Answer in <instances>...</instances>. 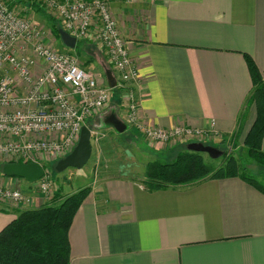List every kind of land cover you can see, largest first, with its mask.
Here are the masks:
<instances>
[{
  "label": "crops",
  "instance_id": "obj_1",
  "mask_svg": "<svg viewBox=\"0 0 264 264\" xmlns=\"http://www.w3.org/2000/svg\"><path fill=\"white\" fill-rule=\"evenodd\" d=\"M110 9L138 67L142 120L205 129L217 139L246 135L255 106L245 105L252 81L244 54L264 78V0H113ZM88 43L98 47L83 42L89 67L97 54L85 50ZM110 104L121 119V97ZM188 143L148 142L155 151ZM150 160L141 170L105 166L89 184L69 227V264H264V193L238 177L148 191L141 182ZM0 180L33 192L24 178ZM20 209L0 204V230Z\"/></svg>",
  "mask_w": 264,
  "mask_h": 264
},
{
  "label": "built area",
  "instance_id": "obj_2",
  "mask_svg": "<svg viewBox=\"0 0 264 264\" xmlns=\"http://www.w3.org/2000/svg\"><path fill=\"white\" fill-rule=\"evenodd\" d=\"M111 1L37 0L61 29L105 51L121 90V120L147 142L215 138L216 134L201 128L182 124L162 128L142 120L138 67L111 12ZM44 36L29 16L0 0V161L4 163L44 166L64 157L75 147L87 119L101 113L112 97L107 82L81 67L71 49L55 48ZM49 171L31 182L32 193L0 180V204L25 209L51 201L55 188Z\"/></svg>",
  "mask_w": 264,
  "mask_h": 264
},
{
  "label": "trees",
  "instance_id": "obj_3",
  "mask_svg": "<svg viewBox=\"0 0 264 264\" xmlns=\"http://www.w3.org/2000/svg\"><path fill=\"white\" fill-rule=\"evenodd\" d=\"M4 1L9 7L28 5L33 12L45 17L54 37L60 39L59 21L49 15L36 0ZM84 41L78 39L73 50L77 52ZM62 46L65 47L63 44ZM244 57L252 81V90L246 98L245 105L254 104L255 118L244 137L243 144L249 158L264 168V151L261 148L264 136V78L254 60L248 54H244ZM106 67L112 69L109 63H106ZM243 113L238 118L237 132H240L247 115L246 110ZM217 142L224 144L225 138H220ZM223 155V163L215 167L208 165L199 152L188 149L180 151L172 162L150 160L145 165L144 179L141 183L146 190L154 191L193 185L207 179L238 177L264 193V183L259 182L238 158L227 155L226 152ZM3 163L0 161V174L5 176L1 173ZM51 163L54 165L56 161ZM45 166L44 171L48 170ZM89 191L88 185L67 194L56 189L51 201L37 207L20 209L16 217L0 230V264H69V227Z\"/></svg>",
  "mask_w": 264,
  "mask_h": 264
},
{
  "label": "rangeland",
  "instance_id": "obj_4",
  "mask_svg": "<svg viewBox=\"0 0 264 264\" xmlns=\"http://www.w3.org/2000/svg\"><path fill=\"white\" fill-rule=\"evenodd\" d=\"M16 10L23 15L29 16L35 22L37 27L41 28V30L44 32V35L47 36L49 42L55 48L61 50L66 49V47L62 46L61 40L54 37L50 31L49 23L44 16L33 12L31 9H29L28 5H25L24 7L18 5L16 6ZM82 45L83 43L79 49H77V52L71 49L72 53L76 55L81 67L91 71L96 77L100 78L99 76L104 73L102 65L107 68L106 61L103 59L101 53L96 50L98 48L88 43L90 46L86 47L85 50L88 49L87 51L89 54H97V59L94 63L90 64L89 67L86 66L87 58L84 57V53H82ZM98 59L102 62V64L101 62L97 61ZM119 90L120 89L118 87L112 89L111 101H115L118 99V97H120ZM112 108L113 105H111L109 102L107 107L101 113L90 117L86 121L85 125L91 128L93 135H91V155L85 165L81 167H69L61 172H57L53 168L55 163L54 165L52 163L46 164L45 167L50 170L49 177L53 182L55 190L59 189L62 193L63 190L70 192L77 190L79 187L86 185L89 186L91 182L96 180L98 177L97 175L100 174V171L103 170L105 166H109V169L106 170L112 172L116 171V167H118V165L123 167L130 166V168L141 170L142 163L150 158L156 159L163 163L172 162L180 151L186 149L183 145H176L174 147H168L166 150L155 151L141 135L139 136L134 131L132 127H128L121 133H116L112 126H106L104 124V120L112 113ZM244 137L241 134H237V136L234 134L224 136L222 137L225 138L224 144H218V139L216 137H209L213 141H209V139H207L204 140L203 143L217 147L222 151V155L217 158H212L206 152H200V154L203 156L204 161L212 167L223 163L224 152H226L227 155H233L235 158L239 159L241 164L246 166L247 170L256 176L255 178H257L259 182L264 183V168L260 167L249 158V155L246 153V148L243 144ZM145 157L148 158L145 159ZM88 168H93V173L85 171ZM28 184H31V182H28Z\"/></svg>",
  "mask_w": 264,
  "mask_h": 264
},
{
  "label": "water",
  "instance_id": "obj_5",
  "mask_svg": "<svg viewBox=\"0 0 264 264\" xmlns=\"http://www.w3.org/2000/svg\"><path fill=\"white\" fill-rule=\"evenodd\" d=\"M59 36L62 44L75 49L77 40L74 36L68 34L65 30H59ZM104 75L109 88L117 86V80L110 68H104ZM106 126H112L116 133L125 131L128 126L119 119L115 113H111L105 120ZM187 149L195 152H206L212 158L222 155V151L217 147L205 144L203 142H189ZM92 151L91 130L86 125L81 127L78 141L73 150L56 161L54 169L61 172L69 167H81L86 164ZM44 167L37 162H5L1 166V173L5 176H17L24 178L28 182H34L44 174Z\"/></svg>",
  "mask_w": 264,
  "mask_h": 264
}]
</instances>
